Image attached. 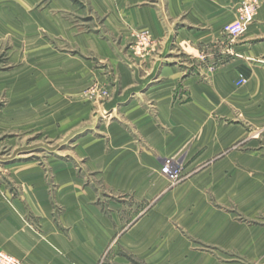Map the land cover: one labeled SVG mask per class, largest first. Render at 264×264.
Returning <instances> with one entry per match:
<instances>
[{
  "label": "crops",
  "instance_id": "1",
  "mask_svg": "<svg viewBox=\"0 0 264 264\" xmlns=\"http://www.w3.org/2000/svg\"><path fill=\"white\" fill-rule=\"evenodd\" d=\"M249 1L0 0V251L264 264V0L225 30Z\"/></svg>",
  "mask_w": 264,
  "mask_h": 264
},
{
  "label": "built area",
  "instance_id": "2",
  "mask_svg": "<svg viewBox=\"0 0 264 264\" xmlns=\"http://www.w3.org/2000/svg\"><path fill=\"white\" fill-rule=\"evenodd\" d=\"M257 6L256 0L243 2L240 7V13L236 20L226 26V32L231 37L240 35L245 27V22L249 20L254 14ZM141 38H147L144 33L140 34ZM160 173L169 181L170 184L179 182L180 170L175 161L171 158H165L160 168ZM0 264H24L22 261L14 258L13 256L0 251Z\"/></svg>",
  "mask_w": 264,
  "mask_h": 264
},
{
  "label": "rangeland",
  "instance_id": "3",
  "mask_svg": "<svg viewBox=\"0 0 264 264\" xmlns=\"http://www.w3.org/2000/svg\"><path fill=\"white\" fill-rule=\"evenodd\" d=\"M132 33H133V35H134V37H133V42L131 43L132 45H133V43H134V45L136 46V48L139 50V51H143L144 49H146V48H149V47H151L153 44H154V41H153V38L151 37V35H150V33L147 31V30H133L132 31ZM141 33H144L145 35H146V37L147 38H141L140 37V34ZM227 33V32H226ZM228 35V34H227ZM229 36V35H228ZM231 37V36H230ZM183 45V48L185 47V44L183 43L182 44ZM179 59H182L184 62H186L187 61V59H186V54H179ZM190 61V60H189ZM201 61H202V59L200 58V55H199V62H198V64H201L202 65V63H201ZM183 62V63H184ZM200 65V66H201ZM7 67V65H6V54H5V51H1L0 50V68H6ZM184 67H186V66H184ZM210 68H213V65H211L210 66ZM189 69V68H188ZM187 69V72H193V73H197V71H200V68L199 67H196V66H193L192 68H190L189 70ZM212 70V69H211ZM85 91V93L86 92H88V94H89V96L88 97H94V95H97V94H100V95H103L104 94V92H105V90L104 89H100V88H94V89H91V91L93 92V93H90V89H88V90H84ZM96 92V93H95ZM35 137H36V135H35ZM36 139L37 138H35L34 140L36 141ZM35 145H37V146H41V143H37V142H35ZM39 150H40V148H38ZM175 163H176V165H177V167L179 168V170H180V180H179V182H181L185 177H187V173L185 174L184 172H183V166L179 163V162H176L175 161ZM196 170H198V169H196ZM178 183V182H177ZM3 252V251H2ZM5 253V252H4ZM7 254V253H6ZM19 260V259H18Z\"/></svg>",
  "mask_w": 264,
  "mask_h": 264
}]
</instances>
